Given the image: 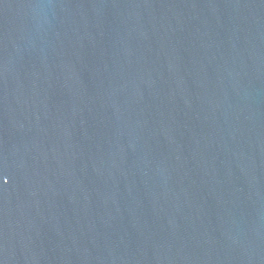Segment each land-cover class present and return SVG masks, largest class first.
<instances>
[{"label": "water", "instance_id": "95a60500", "mask_svg": "<svg viewBox=\"0 0 264 264\" xmlns=\"http://www.w3.org/2000/svg\"><path fill=\"white\" fill-rule=\"evenodd\" d=\"M0 264H264V0H0Z\"/></svg>", "mask_w": 264, "mask_h": 264}]
</instances>
